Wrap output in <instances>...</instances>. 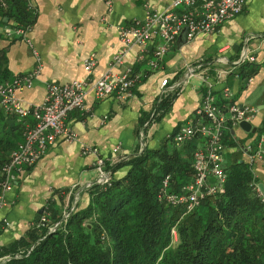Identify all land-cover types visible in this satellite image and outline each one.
Masks as SVG:
<instances>
[{
    "label": "crops",
    "instance_id": "crops-1",
    "mask_svg": "<svg viewBox=\"0 0 264 264\" xmlns=\"http://www.w3.org/2000/svg\"><path fill=\"white\" fill-rule=\"evenodd\" d=\"M30 1L34 7V20L27 31L29 41L21 37L8 38L3 32L13 22L0 23V46L4 47L6 68L0 81L13 83L16 77L26 75L39 66L30 86L23 85L15 90L22 104L41 103L48 83L97 79L108 68L113 55L121 49V61L112 69L118 71L131 67L140 72L141 78L134 85L131 96L124 99L113 96L95 99L88 91L83 108L73 109L64 117L65 127L74 134V139L65 140L63 135H59L35 164L16 169V181L5 194L6 204L0 208V218L9 222L0 226V247L30 229L47 200L57 204L61 199L64 203L61 211L67 204H70V209L75 205L84 206L87 203L86 188L98 177L94 167L97 157H101L108 168L112 167L139 152L142 142L147 148H157L162 138L186 121L202 93L200 84L197 88L188 83V78L193 75L188 74L189 67L196 68V78L198 72L209 77L218 99L223 97L221 91L225 87L228 90L225 100L254 106L256 112L251 124L255 126V131L260 126L264 117V0H244L242 10L224 20L213 33L198 34L182 42L177 37L154 67L148 66L145 59L139 57L138 45H123L119 40V29L130 19L140 17L145 3L151 9L162 10L170 7L172 0H110L108 4L104 0ZM248 11L254 16V22L245 21L247 18L240 16ZM3 19L7 20L6 17ZM247 22L252 23L255 33L250 29L244 32ZM244 42L255 56V61L247 64V67H253L249 81L237 76L236 60ZM152 48L153 44H148L144 56L151 55ZM88 54L93 55L95 62L86 74L83 58ZM219 54L228 58V64L216 60ZM179 58H182V66L178 64ZM163 78L168 83L161 88L159 83ZM177 87V97L160 122L165 121L161 135L148 136L145 127L151 120L160 119L149 120L156 93ZM147 114L149 118L139 126V117ZM15 121L20 122L23 129L22 122L16 118ZM257 132L251 136V132L233 127L224 141L223 162L235 158L245 162L242 146L252 143L259 135L264 137V125ZM21 142L20 138L17 147ZM81 145L92 146L96 153H82ZM113 148L116 151L113 152ZM250 169L256 178V185H262L258 194L264 199V154L250 165ZM124 170L125 167L121 166L111 176H121Z\"/></svg>",
    "mask_w": 264,
    "mask_h": 264
},
{
    "label": "trees",
    "instance_id": "trees-1",
    "mask_svg": "<svg viewBox=\"0 0 264 264\" xmlns=\"http://www.w3.org/2000/svg\"><path fill=\"white\" fill-rule=\"evenodd\" d=\"M33 20L26 0H0V23ZM3 55L0 46V76L6 72ZM247 64H236L237 76L251 75L253 67ZM177 94L178 87L159 95L149 120L159 119ZM15 118L0 110V166L22 139ZM148 118L139 117V126ZM263 125L264 117L255 133ZM192 148V142L176 146L166 136L157 148L144 145L109 167L107 183L86 188L84 206L70 209L67 204L65 218L62 200H47L46 224L38 225L37 219L26 233L1 246V264H264V202L253 188L250 167L239 158L226 161L222 191L203 197L190 212L158 198L164 175L171 176V189L189 180ZM121 166L124 173L112 177Z\"/></svg>",
    "mask_w": 264,
    "mask_h": 264
},
{
    "label": "built area",
    "instance_id": "built-area-1",
    "mask_svg": "<svg viewBox=\"0 0 264 264\" xmlns=\"http://www.w3.org/2000/svg\"><path fill=\"white\" fill-rule=\"evenodd\" d=\"M104 1L107 4L110 2V0ZM26 4L34 11L30 0H26ZM144 5L143 14L140 17H134L120 27L119 40L125 46L138 45L139 57H143L148 66L154 67L181 30H184L185 40H191L198 34L213 33L224 20L242 10L244 0H172L171 6L162 10L151 9L147 3ZM31 24L15 23L7 26L3 33L8 38L21 37L29 41L27 31ZM150 43L153 44L151 55L144 56L147 52L146 47ZM34 54L38 58L36 51ZM122 54L123 49L118 50L113 55L108 68L93 81L72 79L61 83H48L45 86L43 100L39 104L24 105L15 95L16 89H20L23 85L30 86L39 66L26 75L16 77L13 83L0 82V109L13 114L23 124L21 144L11 151L8 159L0 166V208L6 204L5 194L12 189L16 181L17 168L35 164L59 135H63L65 140L74 139V134L65 127L64 117L73 109L83 108L88 91L92 92L95 99L107 96L124 99L131 96V91L139 82L141 74L131 67L118 71L112 69L121 61ZM216 60L219 63L228 64V58L225 55L219 54ZM241 61H255L254 53L245 42L236 63ZM94 62L92 54L83 58V69L86 74H89ZM195 69V67H189L188 74H194ZM197 77L202 87L198 104L186 121L179 123L166 135L176 146L193 143L191 176L188 181L171 189V176L166 174L162 177L158 190L159 199L170 205L181 207L184 213L193 210L203 197L222 191L225 180L222 155L225 135L231 132L233 127H238L240 121L251 123L256 112V108L252 105L225 100L228 95L225 87L221 91L224 98L218 99L209 77L202 72H198ZM246 80L249 81L250 76ZM167 83V79L163 78L159 86L162 88ZM162 93L164 91L160 90L159 95ZM242 149L245 163L250 167L264 154V137L257 136L252 143L244 144ZM112 151H116V148ZM81 152L96 153L90 145H81ZM94 167L98 173L95 183H107L110 170L101 157L95 159ZM253 188L258 192L257 185L254 184ZM262 201L264 202V199ZM65 216L66 213L62 215V217ZM46 221L45 203L39 214L38 225L46 224ZM8 224L7 219L0 218V226ZM55 225L54 223L49 228L52 229ZM170 232L175 238L174 230L171 229ZM1 262H3L2 257H0V264Z\"/></svg>",
    "mask_w": 264,
    "mask_h": 264
},
{
    "label": "rangeland",
    "instance_id": "rangeland-1",
    "mask_svg": "<svg viewBox=\"0 0 264 264\" xmlns=\"http://www.w3.org/2000/svg\"><path fill=\"white\" fill-rule=\"evenodd\" d=\"M240 16H245L247 19L245 20V21H253V19H255L254 18V16L251 14V12L250 11H248L246 14H244V15H240ZM254 22V21H253ZM252 23H249V22H247V26H246V28L244 29V32H249V30L248 29H250V30H252L254 33H255V28H253L252 27V25H251ZM254 25H255V23H254ZM209 53H212L211 51H209ZM200 55V54H199ZM204 55V54H203ZM178 64L180 65V66H182V58H179V61H178ZM198 82V83H197ZM188 83L189 84H191V85H193V86H197V88H198V86H199V84L201 83L200 82V80L198 79V78H196L195 76H194V74L191 76V77H189L188 78ZM185 91H183L182 92V94L184 93ZM157 95H156V100H155V102L153 103V106H152V112H151V115H152V113L154 112V107H155V104H156V102L158 101V99H159V92H157L156 93ZM177 97V96H176ZM175 97V98H176ZM174 98V99H175ZM171 106V105H170ZM170 106H169V108H170ZM168 108V109H169ZM167 112V111H166ZM166 112L160 117V119L159 120H151V122L145 127V133L148 135V136H151V135H156V136H160L161 135V130H162V128H164L165 127V121H164V123H160L161 122V120L166 116ZM258 132H253V133H249V135H251V136H255V134H257ZM224 159H225V157H224ZM225 163H226V161L224 160V162H223V165H225ZM215 196H216V194H215ZM214 196V197H215ZM62 206H64V203H63V205ZM66 207V206H65ZM64 207V208H65ZM169 215L171 216V218H173L174 219V217L175 216H173L172 214H170V213H173L174 214V208L173 207H170L169 208ZM66 213V208L63 210V212H62V215H64ZM62 218H65V217H62ZM173 223H172V225H174L175 227L177 226V224H176V221L174 220V221H172ZM174 226H172V227H174ZM175 229V228H174Z\"/></svg>",
    "mask_w": 264,
    "mask_h": 264
},
{
    "label": "water",
    "instance_id": "water-1",
    "mask_svg": "<svg viewBox=\"0 0 264 264\" xmlns=\"http://www.w3.org/2000/svg\"><path fill=\"white\" fill-rule=\"evenodd\" d=\"M185 40V37H184V30H181V32H180V34L178 35V41H184ZM238 127L240 128V129H242L243 131H245V132H251V133H253L254 131H255V126H253L250 122H247V121H240L239 123H238ZM144 147V144H143V142H142V145H141V148H140V150L142 149ZM257 187L260 189V190H262V185H261V183H258L257 184ZM40 212H41V209H39V214H40ZM38 218H39V216H38Z\"/></svg>",
    "mask_w": 264,
    "mask_h": 264
}]
</instances>
